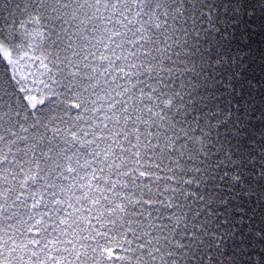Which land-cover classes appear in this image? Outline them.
<instances>
[{"label": "snow or ice", "instance_id": "snow-or-ice-1", "mask_svg": "<svg viewBox=\"0 0 264 264\" xmlns=\"http://www.w3.org/2000/svg\"><path fill=\"white\" fill-rule=\"evenodd\" d=\"M250 32L264 0H0V264H264Z\"/></svg>", "mask_w": 264, "mask_h": 264}, {"label": "trees", "instance_id": "trees-1", "mask_svg": "<svg viewBox=\"0 0 264 264\" xmlns=\"http://www.w3.org/2000/svg\"><path fill=\"white\" fill-rule=\"evenodd\" d=\"M250 45L253 54L256 55L257 59L253 62L252 67L255 69H249V73L255 78L254 83L256 85L253 95L257 96L259 99V93L264 90L261 85H264V71L261 70L262 67L259 63V56L264 53V34L260 32H250L249 37ZM250 63L252 61L250 60Z\"/></svg>", "mask_w": 264, "mask_h": 264}]
</instances>
